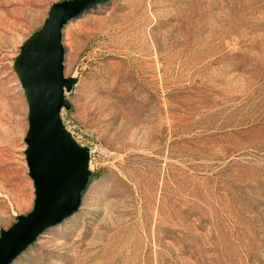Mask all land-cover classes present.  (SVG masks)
Here are the masks:
<instances>
[{"label": "rangeland", "instance_id": "obj_1", "mask_svg": "<svg viewBox=\"0 0 264 264\" xmlns=\"http://www.w3.org/2000/svg\"><path fill=\"white\" fill-rule=\"evenodd\" d=\"M61 1L0 0V230L34 201L14 60ZM63 46L92 175L12 264H264V0H111Z\"/></svg>", "mask_w": 264, "mask_h": 264}, {"label": "water", "instance_id": "obj_2", "mask_svg": "<svg viewBox=\"0 0 264 264\" xmlns=\"http://www.w3.org/2000/svg\"><path fill=\"white\" fill-rule=\"evenodd\" d=\"M111 0H63L51 5L42 26L22 44L14 60L27 103L23 152L34 188L32 210L0 230V264H12L47 230L75 214L89 185L90 148L67 129L62 112L77 80L64 73L63 30L73 20Z\"/></svg>", "mask_w": 264, "mask_h": 264}, {"label": "built area", "instance_id": "obj_3", "mask_svg": "<svg viewBox=\"0 0 264 264\" xmlns=\"http://www.w3.org/2000/svg\"><path fill=\"white\" fill-rule=\"evenodd\" d=\"M63 120V119H62ZM64 123V122H63ZM66 126V125H65ZM67 127V126H66ZM71 132V131H70ZM71 134H73L72 132H71ZM75 138V137H74Z\"/></svg>", "mask_w": 264, "mask_h": 264}]
</instances>
